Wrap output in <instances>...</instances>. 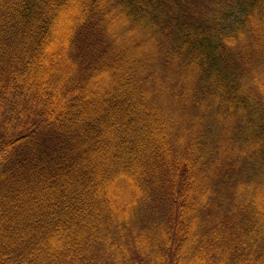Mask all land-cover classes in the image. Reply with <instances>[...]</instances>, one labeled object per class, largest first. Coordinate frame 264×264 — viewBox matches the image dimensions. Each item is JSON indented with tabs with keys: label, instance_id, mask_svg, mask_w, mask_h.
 I'll return each mask as SVG.
<instances>
[{
	"label": "trees",
	"instance_id": "obj_1",
	"mask_svg": "<svg viewBox=\"0 0 264 264\" xmlns=\"http://www.w3.org/2000/svg\"><path fill=\"white\" fill-rule=\"evenodd\" d=\"M0 264H264V0H0Z\"/></svg>",
	"mask_w": 264,
	"mask_h": 264
}]
</instances>
